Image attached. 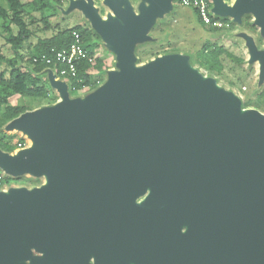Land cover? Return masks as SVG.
Listing matches in <instances>:
<instances>
[{"label":"water","instance_id":"water-1","mask_svg":"<svg viewBox=\"0 0 264 264\" xmlns=\"http://www.w3.org/2000/svg\"><path fill=\"white\" fill-rule=\"evenodd\" d=\"M211 1L235 22L251 13L264 37V0ZM103 3L105 17L92 0H70L68 10H81L117 68L84 96H70L48 71L58 100L5 125L33 142L0 149V167L46 181L0 191V264H84L86 210L99 204L88 199L99 182L106 202L114 194L118 202L119 264H264V113L241 109L181 53L136 65L134 45L172 0H141L137 11L128 0ZM248 46L263 76L264 49ZM137 218L151 228L145 240L132 237Z\"/></svg>","mask_w":264,"mask_h":264},{"label":"trees","instance_id":"trees-1","mask_svg":"<svg viewBox=\"0 0 264 264\" xmlns=\"http://www.w3.org/2000/svg\"><path fill=\"white\" fill-rule=\"evenodd\" d=\"M60 3V0H0V37L4 43L0 45V149L6 152H12L16 148V142L22 141L18 138L15 143L9 140L10 135L3 131L8 121L17 117L26 110H31L32 101L43 99L51 105L57 99V94L49 85L46 70L51 69L58 74L61 67L59 63L45 61L34 62V57H40L46 53L52 54V51L67 48L72 41L71 31L76 30L80 33L83 47L94 55L93 62L80 60L76 63V75L62 77L65 79L70 96H80L79 92L85 93L93 90L97 85L96 82L103 81V74L106 73V66L102 58L96 54L98 33L90 27L89 22L75 19L70 26H61L59 22L51 24L45 15L46 10H53L54 4ZM196 12L195 10H193ZM40 16L38 21L36 14ZM197 14V12H196ZM197 23L209 31H220L222 27H210L205 25L197 14ZM219 18V17H218ZM225 24L227 18H220ZM249 19V15H248ZM39 22L42 26H39ZM241 22L251 29H255L252 20L241 19ZM13 26L16 28L14 31ZM54 29L49 36L38 37L37 42L33 45L32 54L26 48V41L35 36V32ZM160 46H146L138 52L137 60L147 59L158 54L169 53L171 43L168 41ZM7 47L9 54L3 50ZM169 46V47H167ZM258 48V46H256ZM196 56L191 59L190 64H198L208 71L210 77L220 74L223 65L220 61V55L225 54L231 60L241 62V59L235 58L230 52L205 42L201 48L197 49ZM136 60V61H137ZM95 70L99 73V79H96L91 73ZM216 81V80H215ZM18 95L29 98L28 101L21 99L16 103H9L8 97ZM262 98L260 102L259 99ZM264 90L257 95L255 100H245L242 106H254L260 111H264ZM45 103V104H46ZM38 106V105H37ZM24 182L26 179H20ZM11 176H6L5 182L9 185L12 181ZM28 180L26 185H33Z\"/></svg>","mask_w":264,"mask_h":264},{"label":"rangeland","instance_id":"rangeland-1","mask_svg":"<svg viewBox=\"0 0 264 264\" xmlns=\"http://www.w3.org/2000/svg\"><path fill=\"white\" fill-rule=\"evenodd\" d=\"M69 1L70 0H60L59 4H54L53 10L45 11V15L48 17V20L51 24L59 22L61 26H70L75 19L84 22L88 21V19L82 14L79 8H73L71 10H68ZM92 1L97 7L98 13L102 17H105L111 12V10L103 3V0ZM128 1L133 5V9L137 11V5L141 0ZM224 1L227 3L233 2V0ZM36 16L39 21L40 16H38V13L36 14ZM218 17L219 19L223 17L227 18V22L221 26L222 29L216 32L206 30L200 24L197 23V17L193 12L192 8L184 7L181 5L179 6L178 1L172 0L171 10L165 13L163 16L158 17L151 29L149 30L148 35L150 38L146 41L138 42L134 45L133 52L136 56V60L138 59V52L144 49V47H158L160 46V41H163V45L169 41L171 43L170 50H172L169 53H181L187 58L188 62L190 63L191 59L196 56L197 49L201 48L205 42L209 41L211 44L216 45L217 47H221L222 49L230 52L235 58L241 59V62L239 63L235 60L229 59V57L225 54L220 55V61L223 65V68L220 74L212 76V78L216 80V85L225 90L226 92H230L235 95L240 101L241 109L256 108L254 106H242L243 101L248 99L255 100L257 95L264 90V75L261 76L260 74L259 60H250L251 58L248 43L252 42L255 46H258V49H264V37L260 34L259 27L253 23V16L251 13L242 14L241 19L244 18L246 20H252V24L255 26V29L249 28L248 26L244 25L241 21L235 22L228 16L226 17L218 15ZM39 26H42L41 22H39ZM13 29L14 31H16V28L14 26ZM53 30L54 29L45 31L37 30L35 32V36L29 38L26 41L25 46L29 51V55L32 54V48L33 45L37 42V38L44 36L47 37L53 33ZM3 43L4 41L0 37V45H2ZM3 50L9 54V50L7 47H3ZM96 54L99 55L104 61V65L106 66V72L109 69L117 68L116 58L112 48L107 45L100 38V36L97 40ZM153 57L154 56L148 57L147 59L143 60H137L136 65H142ZM192 66L197 68V70L203 76L210 77L208 71L203 67H200L198 64H194ZM91 73L96 79H99V73L97 71L92 70ZM103 79H106V73L103 74ZM102 82L98 80V82H96V85L99 86ZM87 93H85L84 90L82 92H79L80 96H84ZM58 98L59 96L57 94L56 101L58 100ZM21 99L28 101L29 98L20 97L18 95L8 97L9 103H16ZM259 101H262L261 97ZM45 103L46 101L43 99H39L38 102L34 100L32 101V107L36 106L35 108H39L49 106V104ZM54 103H52L51 105H53ZM261 112L264 113V111ZM3 131L10 135L9 140L11 141V143H15L18 138H20V134L22 133L18 130L6 131L5 126L3 128ZM13 152H15V150L10 153ZM17 177L26 180L22 182ZM11 178L15 179H12L9 187L24 186L29 189L32 187L40 186L46 181L44 175L34 176L32 174L27 173L19 176H11ZM28 180H31L30 183L33 185H26Z\"/></svg>","mask_w":264,"mask_h":264},{"label":"flooded vegetation","instance_id":"flooded-vegetation-1","mask_svg":"<svg viewBox=\"0 0 264 264\" xmlns=\"http://www.w3.org/2000/svg\"><path fill=\"white\" fill-rule=\"evenodd\" d=\"M97 185H93L95 190L92 196L89 197L88 202H90L91 199L95 201L97 198L99 204L89 207L86 210L84 227L86 240L84 241L85 251L83 263L119 264L121 257L119 252V240L122 232L117 213L118 202L115 194L112 201L106 202L105 197L109 188L105 185L102 186L101 183ZM148 193L149 189L146 188L143 193L135 197L134 203L139 204L142 202ZM137 217L140 218V216ZM138 218L134 223L133 230L135 232H133L132 237L136 240H145L148 238V233L151 231V228L148 222L139 220ZM185 227L184 225L181 229L184 230ZM156 234L159 235L157 229ZM35 254L37 255L36 252ZM126 261L128 264H135L133 260Z\"/></svg>","mask_w":264,"mask_h":264},{"label":"built area","instance_id":"built-area-1","mask_svg":"<svg viewBox=\"0 0 264 264\" xmlns=\"http://www.w3.org/2000/svg\"><path fill=\"white\" fill-rule=\"evenodd\" d=\"M181 6L190 7L194 9L201 21L210 27H221L223 22L218 18V15L212 11V1L211 0H177ZM72 41L67 48L52 51L51 55L46 53L42 54L40 57H34L33 61H45L47 63L56 62L61 65L58 74L51 69L56 78L65 79L62 77L75 76L76 75V63L80 60H86L88 62H93L94 55L90 54L87 49L83 47L80 33L76 30L71 31ZM66 82V81H65ZM76 96V95H75ZM22 141L16 142L15 151L27 147L29 143V138L23 134L20 136ZM6 176H9L1 167H0V191H5L9 188L5 182Z\"/></svg>","mask_w":264,"mask_h":264},{"label":"crops","instance_id":"crops-1","mask_svg":"<svg viewBox=\"0 0 264 264\" xmlns=\"http://www.w3.org/2000/svg\"><path fill=\"white\" fill-rule=\"evenodd\" d=\"M176 1H177V0H176ZM179 6H180V4H179ZM193 10H194V9H193ZM193 12H194V11H193ZM194 13H195V15L197 16L196 12H194ZM48 71H49V70L47 69V70H46V74H48ZM14 131H15V130H14ZM21 135H23V133H21L20 136H21Z\"/></svg>","mask_w":264,"mask_h":264},{"label":"bare ground","instance_id":"bare-ground-1","mask_svg":"<svg viewBox=\"0 0 264 264\" xmlns=\"http://www.w3.org/2000/svg\"><path fill=\"white\" fill-rule=\"evenodd\" d=\"M22 133H23V132H22ZM32 142H33V141H31V139H29V143H30V145L32 144Z\"/></svg>","mask_w":264,"mask_h":264}]
</instances>
